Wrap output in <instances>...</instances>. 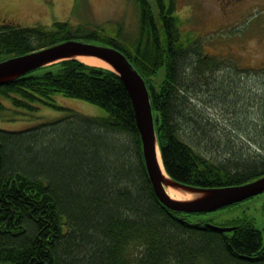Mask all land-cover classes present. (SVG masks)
I'll list each match as a JSON object with an SVG mask.
<instances>
[{
	"label": "trees",
	"instance_id": "obj_1",
	"mask_svg": "<svg viewBox=\"0 0 264 264\" xmlns=\"http://www.w3.org/2000/svg\"><path fill=\"white\" fill-rule=\"evenodd\" d=\"M135 2L136 37L121 27L109 35L68 22L4 23L0 61L68 40L113 47L149 91L162 165L172 180L209 189L264 175V145L245 148L205 111L214 97L235 108L234 89L243 91L238 83L245 76L223 70L199 43L182 38L171 0ZM44 68L0 85V115L7 109L2 100L12 108L41 103L63 112L25 131L0 129V264H264L262 234L252 221L236 220L223 226L232 231L219 232L210 219L189 220L208 213L160 203L130 98L115 73L77 60ZM56 94L96 105L106 116L58 107ZM236 126L233 132H241Z\"/></svg>",
	"mask_w": 264,
	"mask_h": 264
},
{
	"label": "rangeland",
	"instance_id": "obj_2",
	"mask_svg": "<svg viewBox=\"0 0 264 264\" xmlns=\"http://www.w3.org/2000/svg\"><path fill=\"white\" fill-rule=\"evenodd\" d=\"M171 1L182 38L190 43H199L201 54L223 70L245 76L238 83L240 88L243 83V91L234 89L232 100L237 102L235 108L223 107L226 102L214 97L208 107H204L205 111L233 134L231 139L243 141L245 148L261 149L264 145V0H242L243 6L234 3L236 8L244 9L240 17L233 14L234 5H228L229 0ZM138 20L135 0H0V25L7 23L18 28L51 27L53 22L59 21L68 22L73 28L81 25L87 29L99 27L109 35L121 27L120 32L124 30V35L136 37ZM46 70L40 68L36 71ZM216 75L222 78H218L222 84H228L222 81V75ZM153 78L155 83H159L162 70ZM52 99L56 106L85 116H106L100 107L77 98L56 94ZM2 102L7 109L0 115V129L7 131H25L63 115L61 110L41 103H38V109L28 110L12 108L6 100ZM236 125L241 132H233ZM204 219H210L213 225L221 227L236 220L252 221L261 231L264 244V193L233 206L189 218L191 221Z\"/></svg>",
	"mask_w": 264,
	"mask_h": 264
},
{
	"label": "water",
	"instance_id": "obj_3",
	"mask_svg": "<svg viewBox=\"0 0 264 264\" xmlns=\"http://www.w3.org/2000/svg\"><path fill=\"white\" fill-rule=\"evenodd\" d=\"M82 56L96 57L110 65L112 70H109L119 77L125 87L140 136L144 166L153 191L163 206L185 214L211 213L264 193V175L239 185L200 189L180 184L172 180L165 170L164 173L157 160V154L160 152L149 91L143 78L124 54L113 47L68 40L25 55L5 59L0 61V85L54 63L66 60L79 61L77 57ZM170 188L184 190L198 196L188 201L174 200L166 192ZM209 226L219 232H230L233 229Z\"/></svg>",
	"mask_w": 264,
	"mask_h": 264
},
{
	"label": "bare ground",
	"instance_id": "obj_4",
	"mask_svg": "<svg viewBox=\"0 0 264 264\" xmlns=\"http://www.w3.org/2000/svg\"><path fill=\"white\" fill-rule=\"evenodd\" d=\"M77 59L80 62H82L86 65H89V66L101 67V68H105L108 70L109 69L112 70V67L110 65H108L103 60H100L96 57L82 56V57H77ZM157 160H158L160 168L163 169V172H164V167L162 165L160 154H157ZM166 192L169 195V197H171L174 200H179V201L193 200L198 196L197 194H193L191 192H187V191L180 190V189L175 190V189L170 188V189H167Z\"/></svg>",
	"mask_w": 264,
	"mask_h": 264
},
{
	"label": "flooded vegetation",
	"instance_id": "obj_5",
	"mask_svg": "<svg viewBox=\"0 0 264 264\" xmlns=\"http://www.w3.org/2000/svg\"><path fill=\"white\" fill-rule=\"evenodd\" d=\"M238 2H234V1H231V0H229V3H228V5H234V12H233V14H236L237 16H241V15H239L240 14V12H242L243 10H241V9H239V7H237L236 8V4H240L241 6H243V2H240V1H242V0H237ZM234 3H236V4H234Z\"/></svg>",
	"mask_w": 264,
	"mask_h": 264
}]
</instances>
